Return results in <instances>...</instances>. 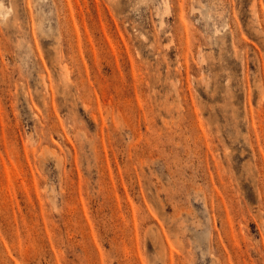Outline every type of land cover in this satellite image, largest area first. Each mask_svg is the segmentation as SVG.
Masks as SVG:
<instances>
[{"label": "rangeland", "instance_id": "obj_1", "mask_svg": "<svg viewBox=\"0 0 264 264\" xmlns=\"http://www.w3.org/2000/svg\"><path fill=\"white\" fill-rule=\"evenodd\" d=\"M0 264H264V0H0Z\"/></svg>", "mask_w": 264, "mask_h": 264}]
</instances>
